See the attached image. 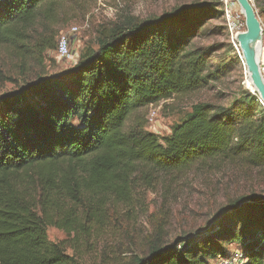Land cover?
I'll return each instance as SVG.
<instances>
[{
  "label": "trees",
  "instance_id": "16d2710c",
  "mask_svg": "<svg viewBox=\"0 0 264 264\" xmlns=\"http://www.w3.org/2000/svg\"><path fill=\"white\" fill-rule=\"evenodd\" d=\"M66 1L0 0V50L43 62L56 51L57 33L38 41L33 33ZM221 17L220 1L127 18L98 31V48L86 47L62 76L0 96V264H81L67 250L106 229L116 205L130 202L135 181L149 174L226 163L264 169V106L245 88L227 107L193 105L166 137L138 114L170 108L234 71L214 47L196 44ZM0 80H8L1 69ZM49 228L66 241L51 242ZM161 240L135 264H209L229 258L233 244L243 264H264V195L232 199L205 228Z\"/></svg>",
  "mask_w": 264,
  "mask_h": 264
},
{
  "label": "rangeland",
  "instance_id": "374dc122",
  "mask_svg": "<svg viewBox=\"0 0 264 264\" xmlns=\"http://www.w3.org/2000/svg\"><path fill=\"white\" fill-rule=\"evenodd\" d=\"M220 1H66L58 9L49 27H37L33 36L38 41L41 35L57 33V44L61 34H70L73 27H79V34L71 36V57L60 59L55 50H48L43 62L39 61L40 57L30 55H27L25 60H19L8 54L9 50L1 49L0 69L3 77L8 80H0V96L24 89L38 78L62 76L76 65L86 47L98 48V31L115 23L127 18L145 21L194 3ZM253 3L264 8V0H253ZM257 11L259 14L258 9ZM237 13H241V20L245 25L240 6ZM260 19L264 30V18L260 16ZM208 23L205 31L197 37L196 44L214 47L215 57L225 60V63L230 61L234 71L226 74L220 81L212 82L202 91L169 102L172 104L170 108L164 110V103L159 104L156 106L158 115L154 122L149 121L150 107L139 111L141 121H145L147 129L159 137L168 136L172 127L191 112V107L197 103L211 102L227 107L239 95L241 88L252 93L253 86L249 74L231 42L223 11L221 18L210 20ZM245 30L246 26L242 32ZM212 62L214 65L219 64L216 59ZM250 194L259 197L264 195L263 168L226 163L209 170L194 167L189 171L171 175L149 174L146 178L135 181L130 202L116 205L106 229L98 236L87 238L75 251L68 249L67 254L74 255L81 264H135L136 259H142L149 254L151 246L159 239L172 243L178 237L195 233L205 228L228 206L230 200ZM48 237L56 244L67 239L64 232L55 228H49ZM238 251L236 245H231L229 258ZM218 263L217 258L209 264Z\"/></svg>",
  "mask_w": 264,
  "mask_h": 264
},
{
  "label": "water",
  "instance_id": "95a60500",
  "mask_svg": "<svg viewBox=\"0 0 264 264\" xmlns=\"http://www.w3.org/2000/svg\"><path fill=\"white\" fill-rule=\"evenodd\" d=\"M236 1L244 14L246 26V30L237 36L238 48L241 53L240 58L254 87L253 90H250L259 97L261 104L264 106V79L260 66V47L264 34L262 22L253 0ZM254 44H256L258 50L253 47Z\"/></svg>",
  "mask_w": 264,
  "mask_h": 264
},
{
  "label": "built area",
  "instance_id": "2783aa9c",
  "mask_svg": "<svg viewBox=\"0 0 264 264\" xmlns=\"http://www.w3.org/2000/svg\"><path fill=\"white\" fill-rule=\"evenodd\" d=\"M221 7L223 11V17L227 26V30L231 35V42L236 48L239 56H241L240 50L238 48L237 36L245 28L242 22L241 13H237L239 9L237 1L232 0H221ZM80 32L79 27H73L70 34H61L57 41L56 54L60 59H68L71 57V36L78 35ZM260 66L261 73L264 79V34L263 41L260 47ZM158 115V109L156 106H150L149 121L154 122ZM245 262L244 254L238 251L236 255L231 258L220 259L218 264H243Z\"/></svg>",
  "mask_w": 264,
  "mask_h": 264
},
{
  "label": "bare ground",
  "instance_id": "6f19581e",
  "mask_svg": "<svg viewBox=\"0 0 264 264\" xmlns=\"http://www.w3.org/2000/svg\"><path fill=\"white\" fill-rule=\"evenodd\" d=\"M253 47H254L256 50H258L256 44H254ZM251 83H252V82H251ZM252 86H253V84H252ZM252 88H254V87H252Z\"/></svg>",
  "mask_w": 264,
  "mask_h": 264
}]
</instances>
